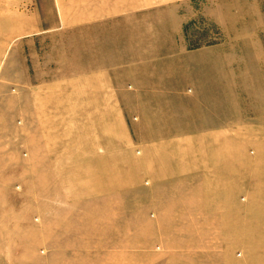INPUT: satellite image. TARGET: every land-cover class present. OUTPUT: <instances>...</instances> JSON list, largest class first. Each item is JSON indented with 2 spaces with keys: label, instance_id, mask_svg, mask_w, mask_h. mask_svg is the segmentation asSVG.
<instances>
[{
  "label": "rangeland",
  "instance_id": "1",
  "mask_svg": "<svg viewBox=\"0 0 264 264\" xmlns=\"http://www.w3.org/2000/svg\"><path fill=\"white\" fill-rule=\"evenodd\" d=\"M73 3L0 0V28L17 15L20 31L19 51L10 42L0 49V264H256L248 220L264 217V194L255 191L264 186V0H178L146 10V48L136 52L157 58L147 76L161 72L162 88L181 95L147 107L146 98L133 95V81H118L119 110L98 114L75 107L79 82L26 79L28 30L68 25L59 16ZM65 53L74 56L73 46ZM56 85L59 111L51 102L34 113L28 97L49 95ZM92 121L99 133L114 122V172H85L91 164L82 160L80 145L90 139ZM155 121L169 124L157 131L172 136L142 142L143 123ZM219 121L227 124V165L244 174L237 196L243 238L235 240L240 229L231 223L222 226V240H169L164 236L178 231L202 233L204 210L156 208V191L143 194L152 185L140 174V158L147 151L186 156L184 133L213 131ZM204 122L208 128H199ZM192 123L195 129L187 128ZM193 147L197 166H209V144ZM255 170L259 179L252 182ZM178 215L200 219L172 223Z\"/></svg>",
  "mask_w": 264,
  "mask_h": 264
},
{
  "label": "crops",
  "instance_id": "2",
  "mask_svg": "<svg viewBox=\"0 0 264 264\" xmlns=\"http://www.w3.org/2000/svg\"><path fill=\"white\" fill-rule=\"evenodd\" d=\"M175 1L178 0H74L73 8H66L65 11L72 16H68L63 10L61 14L66 16H59V20L64 23L67 22L65 20L67 18L70 22L68 25H62L60 29H50L37 24L33 29L28 30L26 79L28 81L79 82L80 91L76 94L78 100L75 102V107L80 108L78 111L95 114L114 113L119 110L120 105L116 97L122 96V93L116 87L115 82L118 81H133L137 85L133 95L146 98L143 104L147 107L157 104L160 106L162 97L180 96L179 89L162 88L161 72H158L160 73L158 75L154 71L156 74L147 76L153 68L149 66L156 65L157 58H147L144 51L142 54L139 51L136 52L146 48L144 45L146 10ZM0 24H3L2 19ZM19 32L16 15L9 28H0V49H4L10 42L11 47L19 51L17 40ZM46 41L53 46L46 48L44 46ZM69 46H73L74 56H68L65 53ZM14 72L11 71V75H14L12 79H17V72ZM157 81H159L158 84ZM60 85H56L55 92L51 91L49 95L44 92H37V94L33 92V95L28 97L32 111L38 112L40 107L45 111L51 102L59 111V107L62 106V92L57 88ZM90 125V139L80 145V153L85 155L81 159L91 164V168H85V172H114L112 156L115 147L114 122L107 121L101 133L98 132V122L92 121ZM169 126L161 121H155L149 125L143 123L141 127L143 130L140 129L139 132L140 140L147 143L153 140L156 142L157 137L161 136L170 138L172 133L168 132L164 135L157 131ZM198 127L208 128V125L204 122ZM226 127L225 121H219L210 127L213 131L184 133L187 144L186 156L179 154L163 158L156 152L153 153L154 155H148L150 151L145 150L146 153L140 158L138 167L140 174L148 180L150 186L152 185L150 188H143V194L156 191L157 197L154 201L156 208L204 210L203 221L201 220L204 230L202 233L178 231L164 236L169 240H220L224 237L222 232L225 231L222 226L225 227L226 224L231 223L240 229L241 236L237 237L238 233L235 232V240H242L244 220L237 196L243 187L244 174L241 166L227 165L225 144L228 136L224 131ZM187 128L195 129V124L192 123ZM196 141L199 145L203 142L209 144L208 149L211 151L208 160L214 159L215 162L210 161L209 166L204 164V168L199 167L200 163L197 166L193 149ZM210 145H213V148ZM149 148L146 149L149 150ZM154 149H157L156 145ZM257 173L258 170L250 172L252 182L259 179ZM255 189L261 195L264 194V186H257ZM253 203H256L254 199L249 205L250 209L255 207ZM180 217L178 215L172 223L191 225V223L196 224L200 219L178 220ZM248 221L252 228L248 238L251 242L250 255L257 257L256 264H264L262 260L264 258V217ZM218 255L221 256L222 253L219 251ZM251 263L255 264L254 259Z\"/></svg>",
  "mask_w": 264,
  "mask_h": 264
}]
</instances>
